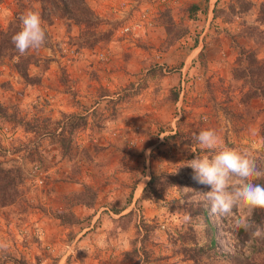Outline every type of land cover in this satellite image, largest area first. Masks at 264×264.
I'll return each instance as SVG.
<instances>
[{"label": "rangeland", "instance_id": "374dc122", "mask_svg": "<svg viewBox=\"0 0 264 264\" xmlns=\"http://www.w3.org/2000/svg\"><path fill=\"white\" fill-rule=\"evenodd\" d=\"M230 1L87 0L102 24L82 35L81 27L55 18L47 27L50 46L34 52L42 63L30 67L40 84L28 85L10 64L0 66V103L11 116L0 118V163L25 168L17 202L0 208V242L8 245L0 249V264H193L181 251L210 246L207 222L216 253L206 261L250 263L254 239L263 237L242 242L233 217L210 215L201 193L211 188L194 181L188 167L219 150L195 139L214 129L224 146L247 151L264 170V102L244 106L246 90L232 75L241 48L257 49L264 61V46L243 34L258 26L264 0H251L253 10L231 23L215 20L217 3L224 8ZM194 3L207 7L198 23L186 14ZM27 10L40 14L42 6L0 0V29ZM166 11L175 22L171 34ZM136 23L142 30L123 34ZM182 31L188 32L168 47ZM96 34L99 42L85 45ZM73 117L86 122L63 156L54 139ZM28 123L37 131L22 126ZM170 173L179 187L164 176ZM86 186L97 190V203L71 206L70 195ZM112 208L124 211L116 215ZM69 210L79 220L72 226L55 216ZM234 214L258 225L253 210Z\"/></svg>", "mask_w": 264, "mask_h": 264}, {"label": "trees", "instance_id": "16d2710c", "mask_svg": "<svg viewBox=\"0 0 264 264\" xmlns=\"http://www.w3.org/2000/svg\"><path fill=\"white\" fill-rule=\"evenodd\" d=\"M39 1L42 10L40 16L42 18V27L46 32V42L43 46L47 48L51 44V37L47 31V27L53 24L55 18H60L67 20L82 28V35H86L91 30L96 31L102 24V20L97 16L93 10L90 8L87 0H35ZM219 2L214 9V18H223L226 23H231L235 17L242 18L243 16L249 14L255 4L251 0H231L227 6L220 8ZM207 7H201L200 4H191L187 10L186 14L189 21L198 23L200 21V14H205ZM164 18L167 21L166 26H168V31L171 34L175 30L173 26L174 19L171 11H166ZM257 27L250 28L249 31H244V36L248 39L253 40L254 44L257 46H264V31L260 28V25H264V2L259 5L258 8V18ZM21 29V23L18 18H15L8 26L6 30L0 29V66L4 64H10L14 71H16L19 76L28 85L40 84L38 77H32L30 75V67L32 65L39 66L40 59L34 54L37 50H29L26 54L21 55L15 49L12 43V37ZM188 32V31H187ZM187 32L182 31L177 35V38L168 39L167 45L171 47L178 38L183 37ZM108 34L104 37L108 38ZM97 34L94 39L85 41V45L93 47L94 44L99 42L97 40ZM198 44V38L195 39L194 45ZM46 62V61H45ZM234 81L242 82V89L246 91L242 96V104L248 107L254 100H261L264 102V61H261L257 56V49H244L241 48L239 55L237 57L236 63L232 71ZM69 117V116H68ZM0 118L7 121L11 118L8 114V108L0 103ZM75 117L72 118L73 121H64L62 123V130L60 134L54 139V143L60 153L63 156H67L73 147V142L76 138L77 130L84 124L85 119L80 120L81 122H74ZM17 123H22L21 119ZM27 127L29 132H34L33 126L28 123V125H22ZM42 135V134H41ZM31 153H35L34 150H30ZM36 153L34 157L37 155ZM38 158H35V160ZM41 160V159H40ZM175 187L180 186L179 178L176 174H164ZM152 178V183H153ZM25 181V168L24 167H10L5 168L2 163H0V208L13 205L17 202L18 196L21 194L20 187ZM253 183L264 185V178L254 179ZM98 201V192L96 189L90 186L84 187L80 192L70 195L71 206L82 205L86 207H93ZM130 203V201H128ZM69 209V208H68ZM116 215H121L124 209L112 208ZM204 217L207 219V214L205 210L202 209ZM56 218L61 221L63 225L72 226L79 222L78 218L72 211H61L55 214ZM132 215H125L121 219H129ZM252 220L258 224H264V209H254L252 214ZM211 230V242L208 248H198V247H187L185 246L181 253L186 257V259L192 261L193 264H211L208 260L210 257V252L216 253V243H215V232L214 228L207 222ZM146 225H144L145 227ZM150 226H146L145 231H150ZM238 237L242 242H246L250 239V232L245 231L243 228L237 230ZM187 236V235H186ZM186 237H183V240ZM255 244L252 249V258L257 257L255 261L250 258V263L248 264H264V237L262 239H254ZM258 259V261H257ZM242 264V260L238 262ZM245 264V263H244Z\"/></svg>", "mask_w": 264, "mask_h": 264}, {"label": "clouds", "instance_id": "9594fccd", "mask_svg": "<svg viewBox=\"0 0 264 264\" xmlns=\"http://www.w3.org/2000/svg\"><path fill=\"white\" fill-rule=\"evenodd\" d=\"M21 29L12 37V43L19 54L29 50H39L46 42V32L38 12L27 10L19 17ZM202 148L217 149L214 156H203L188 161L193 170L192 179L197 183L210 186L211 190L201 195L209 204L210 215L233 217L235 228L250 232L252 238L264 237V228L247 223L235 216L234 209H264V185L253 183L254 179L264 178V170L257 167L247 151L223 145L221 137L214 129L202 130L195 136ZM187 220L188 217L186 216ZM7 244L0 242V249Z\"/></svg>", "mask_w": 264, "mask_h": 264}, {"label": "built area", "instance_id": "2783aa9c", "mask_svg": "<svg viewBox=\"0 0 264 264\" xmlns=\"http://www.w3.org/2000/svg\"><path fill=\"white\" fill-rule=\"evenodd\" d=\"M142 26L140 23H136L135 25H133L132 27H125L123 30V34H129L133 29H137V30H142Z\"/></svg>", "mask_w": 264, "mask_h": 264}, {"label": "crops", "instance_id": "0c3cea01", "mask_svg": "<svg viewBox=\"0 0 264 264\" xmlns=\"http://www.w3.org/2000/svg\"><path fill=\"white\" fill-rule=\"evenodd\" d=\"M103 254H104V252H103ZM99 263V262H98Z\"/></svg>", "mask_w": 264, "mask_h": 264}]
</instances>
